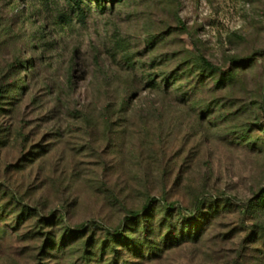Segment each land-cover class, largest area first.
<instances>
[{"label":"rangeland","instance_id":"obj_1","mask_svg":"<svg viewBox=\"0 0 264 264\" xmlns=\"http://www.w3.org/2000/svg\"><path fill=\"white\" fill-rule=\"evenodd\" d=\"M0 91V264H264V0H0Z\"/></svg>","mask_w":264,"mask_h":264},{"label":"trees","instance_id":"obj_2","mask_svg":"<svg viewBox=\"0 0 264 264\" xmlns=\"http://www.w3.org/2000/svg\"><path fill=\"white\" fill-rule=\"evenodd\" d=\"M194 61H195V64H197V66L199 67V69H201L202 72H207L209 74L219 73L220 74V79H222V80L226 79V81H233L235 79V73L234 72H232L230 70H228L226 72L222 71L218 66L214 65L213 63H211L204 56L200 55ZM170 209H171V207L168 206L167 210H170ZM137 215H138V213H136V212L133 213V216H137ZM114 236L117 237L118 234H115ZM117 239L120 240V241L122 240L121 236L118 237ZM123 244L125 245L127 243L124 242ZM125 246H127V245H125Z\"/></svg>","mask_w":264,"mask_h":264},{"label":"water","instance_id":"obj_3","mask_svg":"<svg viewBox=\"0 0 264 264\" xmlns=\"http://www.w3.org/2000/svg\"><path fill=\"white\" fill-rule=\"evenodd\" d=\"M262 105H263V108H264V96H263V100H262Z\"/></svg>","mask_w":264,"mask_h":264}]
</instances>
